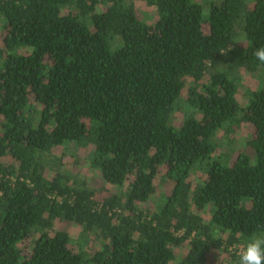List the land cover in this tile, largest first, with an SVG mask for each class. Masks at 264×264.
Segmentation results:
<instances>
[{
  "label": "trees",
  "instance_id": "1",
  "mask_svg": "<svg viewBox=\"0 0 264 264\" xmlns=\"http://www.w3.org/2000/svg\"><path fill=\"white\" fill-rule=\"evenodd\" d=\"M261 46L264 0H0V264H236L264 231ZM245 123L254 161L220 152Z\"/></svg>",
  "mask_w": 264,
  "mask_h": 264
},
{
  "label": "rangeland",
  "instance_id": "2",
  "mask_svg": "<svg viewBox=\"0 0 264 264\" xmlns=\"http://www.w3.org/2000/svg\"><path fill=\"white\" fill-rule=\"evenodd\" d=\"M139 5V4H138ZM141 9L142 12H145L147 15V17H151L153 16L155 13L153 12L152 8H149L148 6H146V4H142L141 5ZM103 7L101 5L98 6V11H102ZM156 16H154L153 18L147 20V22H149L150 24H153L156 21ZM239 45H242L243 47L245 46V43L243 41H239ZM117 49V45H113L112 50ZM239 79H240V87L237 93V99L238 102L240 104L241 107H246L247 102L249 100L250 94L261 88L263 85V79L261 77L260 74H250V73H245V72H240L238 73ZM188 113V110L186 108L183 109V111L179 110L176 112L175 114V120H176V124L180 123L183 121L185 115ZM253 133H254V126L251 123H245L241 126L240 129H238L233 135H230V137L224 138L221 142V149L220 152H228V153H232L233 151H238V153H246L247 155H249L250 157H252V161L255 160V150L254 148L249 145V141L251 140V138L253 137ZM235 151V152H236ZM63 156H64V161L65 162H69L71 164H73L72 162L75 161V165L78 169L86 172L88 171V173L90 175H88L89 180L92 182L93 185L97 184V185H101L103 182L102 180L98 177L97 174H95L94 172H91L88 169V164L86 160L87 157V151L84 149H77L73 146H69L64 152H63ZM236 153H234L235 155ZM59 155L62 156V153H59ZM234 160V159H233ZM233 162V161H232ZM204 179L205 175L200 172L197 171L195 172V175L192 176V181L193 183H195L197 181V179ZM107 187V186H106ZM108 188H110V186L108 185ZM103 195V193H101ZM162 197H160V201H162L163 199H161ZM209 216L206 215L205 219L208 220ZM61 226V224L59 222H57L56 227ZM66 230L69 231V233L72 236L73 239V245L76 246V248L78 250H83L87 255H90L91 252L93 251V249L98 247V244L89 241L87 243V246L84 247V241L85 238L87 237V235H82L80 228L75 226V225H69V226H65L64 227ZM29 243V242H28ZM29 247L26 246L25 248V255L29 254ZM221 264H229L226 262H222Z\"/></svg>",
  "mask_w": 264,
  "mask_h": 264
},
{
  "label": "clouds",
  "instance_id": "3",
  "mask_svg": "<svg viewBox=\"0 0 264 264\" xmlns=\"http://www.w3.org/2000/svg\"><path fill=\"white\" fill-rule=\"evenodd\" d=\"M230 50L229 48L227 52ZM227 52L221 53L226 55ZM254 56L264 64V46L257 48ZM232 251L237 257L236 264H264V231L249 237L246 241L233 244Z\"/></svg>",
  "mask_w": 264,
  "mask_h": 264
}]
</instances>
